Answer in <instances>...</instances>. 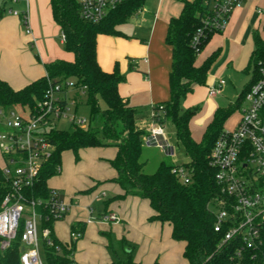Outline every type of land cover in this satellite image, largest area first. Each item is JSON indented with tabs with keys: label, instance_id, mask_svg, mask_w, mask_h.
I'll return each mask as SVG.
<instances>
[{
	"label": "trees",
	"instance_id": "obj_1",
	"mask_svg": "<svg viewBox=\"0 0 264 264\" xmlns=\"http://www.w3.org/2000/svg\"><path fill=\"white\" fill-rule=\"evenodd\" d=\"M145 1L127 0L103 21L94 24L81 18L77 0H51L53 19L65 38L64 49L74 55V61L56 60L45 65V76L20 90H14L0 79V109L33 107L37 100L44 98L50 84L73 81L79 89L86 87L80 102L90 108L89 129L51 132L50 141L55 151L28 191V198L37 200L50 197V191L54 188L49 186V181L61 174L64 152H72L78 163L82 150L114 147L117 155L109 163L117 174L113 182L120 186L123 194L113 199L123 200L133 196L147 200L154 212L151 220L169 225L172 239L184 245L183 258L187 264H264V222L261 245L246 250L239 260L236 259L240 245L238 241L222 246L224 233L214 231L216 219L211 204L214 199L223 198L224 195L216 183V171L209 164V155L234 109L218 108L201 140L197 141L193 138L190 124L199 108L184 110L181 107V100L189 92L197 86L207 85L209 71L220 56V50L214 51L202 64L197 65L199 55L192 42L198 30L203 28L202 20L210 10L205 0H177L182 4V11L178 17L169 20L165 39L172 49L170 99L152 106V120L164 125L170 122L174 126L177 142L181 143L189 158L183 166L191 169V182L182 183L172 172L176 165L167 161L160 162L154 173H145L148 160L143 158V137L147 132L138 126L141 111L130 106L120 95L119 87L126 81V76L122 74L119 64L112 72H105L97 57L98 37L124 36L120 27L138 14ZM24 25H27L26 21ZM216 33L220 32L204 31L199 44L200 54ZM263 53L264 41L260 31L254 34V49L246 69L252 78L238 97L237 109L256 80V63ZM130 67L135 69L132 63ZM100 101L105 103V109H101ZM11 191L0 169V210L4 198ZM54 222H43V226L50 229L54 242L51 247L44 246L46 264H76L72 253L79 239H72L70 245L63 244L54 234ZM85 229L86 222H77L71 227L70 234L80 233L83 236ZM107 249L112 264H139L135 260L136 244L125 237L119 241L109 237ZM20 256L19 240L6 250L0 248V264H21Z\"/></svg>",
	"mask_w": 264,
	"mask_h": 264
},
{
	"label": "crops",
	"instance_id": "obj_2",
	"mask_svg": "<svg viewBox=\"0 0 264 264\" xmlns=\"http://www.w3.org/2000/svg\"><path fill=\"white\" fill-rule=\"evenodd\" d=\"M20 4L21 8L16 7ZM259 7H264V0H257L247 11L236 9L227 24L224 39L238 46L251 39L254 45V34L262 30L264 23V16H259L257 12ZM143 8L134 17L141 16V22L148 24L151 16L146 18ZM10 10L25 12L27 25L19 16L10 14ZM181 11L182 4L177 0H160L146 31L147 39L138 35L140 30L134 33L136 30L128 25L134 17L120 27L124 36L98 37L100 67L105 72H112L119 64L122 74L126 76V81L119 87L120 95L130 106L141 111L138 126L142 128L139 122L146 121L142 128L146 131L153 123L152 106L170 99L172 49L165 39L169 20L178 17ZM242 14L245 20L239 22ZM238 24L240 27L236 30ZM26 27L31 31L29 34ZM135 58L141 60L139 64L133 61ZM56 60L74 61V55L64 49L62 32L53 19L51 0L0 1V79L14 90H20L44 77L45 65ZM130 63L137 64L135 69L130 67ZM144 106L148 108L145 112L141 109ZM165 135L167 137L166 129ZM168 141L174 145V142ZM86 150L90 153L84 159L80 158L78 163L75 162L71 172L65 176L62 169V175L57 176L62 180L66 178L64 187L67 194L62 197L70 208L63 220L54 222L55 236L63 244L70 245L71 227L77 222H86L84 235L73 246L74 262L112 264L107 249L109 237L116 241L125 237L136 244L135 260L139 264H156L157 261L165 264L173 257L177 260L179 252L183 256L184 245L172 239L171 227L151 220L154 212L147 200L133 196L123 200L113 199L123 194L120 186L113 182L117 174L109 163L116 157L117 149L100 147ZM4 165L0 152V169ZM112 214L117 216L119 222L105 220Z\"/></svg>",
	"mask_w": 264,
	"mask_h": 264
},
{
	"label": "built area",
	"instance_id": "obj_3",
	"mask_svg": "<svg viewBox=\"0 0 264 264\" xmlns=\"http://www.w3.org/2000/svg\"><path fill=\"white\" fill-rule=\"evenodd\" d=\"M18 3L20 0H12ZM127 0H77L81 18L90 23L103 21L111 11ZM244 0H205L210 8L202 20V29L193 38L192 45L200 54V39L205 30L223 32L233 12ZM214 4L211 7V4ZM264 16V7L257 8ZM27 22L25 12L10 10ZM264 41V23L262 24ZM26 32L31 31L26 27ZM63 41H65L62 35ZM256 80L241 101L240 119L233 129H224L216 140L209 164L216 171L215 180L224 197L213 200L216 233H224L222 246L238 241L236 259H242L246 250L258 248L264 222V53L256 63ZM225 81L215 80L208 86L210 97L222 93ZM86 87L77 88L67 81L49 86L42 100L33 107L0 109V152L5 165L1 172L12 191L0 210V248L8 249L16 240L21 244V264H46L39 252L38 228L41 227L44 246H53L51 231L43 222L63 220L70 208L58 189H51L48 199L30 200L28 191L37 181L44 164L52 157L55 146L51 132L60 131L57 124L67 122L69 129L88 130L89 117L80 115ZM79 94V97H78ZM154 115L152 111V116ZM166 125L153 120L143 137V144L158 148L167 156L174 155V145L165 135ZM172 172L184 184L191 181V169L176 165ZM106 221L119 222L116 215ZM71 239L81 238L71 233Z\"/></svg>",
	"mask_w": 264,
	"mask_h": 264
},
{
	"label": "rangeland",
	"instance_id": "obj_4",
	"mask_svg": "<svg viewBox=\"0 0 264 264\" xmlns=\"http://www.w3.org/2000/svg\"><path fill=\"white\" fill-rule=\"evenodd\" d=\"M3 2L4 0H0ZM8 3L10 0H6ZM257 0H244L243 4L237 10H240V8H243L247 11V8L250 6H253L256 4ZM160 4V0H146L143 10L146 11L144 14H147L146 18L151 19L149 23H142L141 16L134 17V19L130 20L128 25L132 26L133 29L136 30L138 35L141 38L147 39L146 37V31H148L152 18L154 14L156 13L158 6ZM21 5H15L18 8H21ZM213 3L211 4V7H213ZM236 10V11H237ZM235 11V12H236ZM146 16V15H145ZM242 20L239 22H242L245 20V15L242 14ZM141 27L142 29H140ZM240 27V24L237 25L236 30H238ZM123 30V28L121 29ZM128 30L130 31V27H128ZM132 30V31H135ZM226 31V30H225ZM225 31L216 33L213 38L211 39L210 43L207 45L205 50L199 54L197 58V62L199 64H202L203 61L209 57L214 51L220 50V56L217 60V62L212 66L211 70L208 74V81L206 86H197L194 88L192 92H189L185 98L181 100V107L184 110L190 109V108H199L198 113L194 116V118L191 121L190 127L192 131L193 138L196 140H201L203 133L205 131V127L211 122L213 115L215 111L218 108L221 109H234V112L232 115L227 119L225 123V129H233L236 125V123L240 119V112L241 108H236L235 105L238 102V97L244 90L245 86L250 82L252 78V74H247L246 68L249 65L250 62V56L252 53V50L254 48L253 42H244L242 46L238 45H232L229 40L224 39ZM135 63L139 64L141 61L139 58H135L133 60ZM135 64V66L137 65ZM217 79H223L225 81V85L223 87V91L221 94H219L216 97H210L208 94V86L211 85L215 80ZM100 107L101 109H105L106 105L103 101H100ZM17 111H20V106H15ZM144 112L148 110V108L142 107L141 108ZM80 115L83 117H89L90 115V108L83 104L80 107L79 110ZM146 121H140L139 125L142 126L146 125ZM57 128L59 130H68L69 125L65 121H61L57 124ZM166 134L167 138L174 142V150L175 154L172 156H167L162 150L158 148H149L144 146L143 151V158L144 160H148V165L145 168V173L152 174L154 173L160 162L167 161L172 164H178L182 165L189 161L188 156L185 153V150L181 143L177 142L176 139V132L174 126L167 122L166 124ZM5 131L4 128L0 127V132ZM90 152L88 150H82L80 151V158L84 159L87 154ZM75 157L72 152L66 151L62 154V169H63V175L66 176L68 172H71L74 168L75 164ZM62 175V174H61ZM65 179V180H64ZM62 180L61 177H54L49 181V186L56 187L61 191V194L65 196L67 194L66 187H64V184L66 186V178L64 177ZM212 210L214 208L212 207ZM38 234H39V252L41 259L45 261L44 256V244L41 239L42 231L41 227L38 228ZM181 245L180 243H178ZM119 246V245H118ZM122 257V255H119ZM160 264V261H157ZM165 264H187V262L183 259V256L180 255V252L178 253L177 260L176 258L170 259Z\"/></svg>",
	"mask_w": 264,
	"mask_h": 264
}]
</instances>
